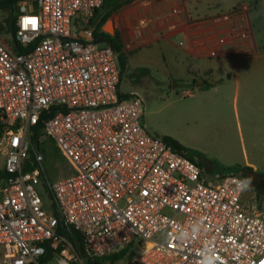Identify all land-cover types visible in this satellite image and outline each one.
I'll return each instance as SVG.
<instances>
[{"label":"built area","instance_id":"obj_1","mask_svg":"<svg viewBox=\"0 0 264 264\" xmlns=\"http://www.w3.org/2000/svg\"><path fill=\"white\" fill-rule=\"evenodd\" d=\"M103 3L16 0L0 9L15 28L0 35L3 264H88L133 242L139 254L128 264H264V204L244 202L246 178L209 180L150 136L142 98L120 95L117 52L81 37ZM48 141L75 167L49 185L51 208L39 190Z\"/></svg>","mask_w":264,"mask_h":264},{"label":"crops","instance_id":"obj_2","mask_svg":"<svg viewBox=\"0 0 264 264\" xmlns=\"http://www.w3.org/2000/svg\"><path fill=\"white\" fill-rule=\"evenodd\" d=\"M215 1L136 0L117 18L112 14L115 34L110 36L130 54L126 70L138 79L161 74L174 80L181 67L196 87L211 81V87H224L237 103L241 98L249 107L255 99L264 110V0H221L225 6ZM204 3L210 14L201 8Z\"/></svg>","mask_w":264,"mask_h":264},{"label":"rangeland","instance_id":"obj_3","mask_svg":"<svg viewBox=\"0 0 264 264\" xmlns=\"http://www.w3.org/2000/svg\"><path fill=\"white\" fill-rule=\"evenodd\" d=\"M218 6H225L221 0H216ZM205 14L209 7L201 4ZM123 6L114 13V17L122 11ZM203 13V12H202ZM104 10L95 22L99 24L102 32H110L107 28ZM8 11H0L1 37L7 35ZM118 20V19H117ZM180 42L176 39V43ZM103 45V44H101ZM179 55L180 51H174ZM183 57V54L181 53ZM174 80L158 77L138 79L137 74L126 70L121 90L123 94L137 93L144 103L143 123L148 134L160 141L174 140L185 146L196 156L202 165L205 176L210 180L217 176L238 175L246 178L250 171L264 175V110L258 106L261 102L253 101L247 107L243 100L237 103L234 96L226 93L224 87L215 89L214 85L209 90H201L192 84L187 75V70L181 67L175 69ZM175 78V77H174ZM212 84L211 81H209ZM178 83V87H175ZM190 90L191 96H183V92ZM45 153L42 168L45 180L39 190L45 199L48 208L51 201L47 185L61 180L75 172L73 163L69 161L54 143L48 141L41 146ZM4 166V158L0 155V171ZM1 200V195H0ZM259 202L254 191L247 187L244 202ZM168 213V212H167ZM135 253L128 255L117 262H104V264H128L134 259ZM3 248L0 247V264H3Z\"/></svg>","mask_w":264,"mask_h":264},{"label":"trees","instance_id":"obj_4","mask_svg":"<svg viewBox=\"0 0 264 264\" xmlns=\"http://www.w3.org/2000/svg\"><path fill=\"white\" fill-rule=\"evenodd\" d=\"M134 1H136V0H104L103 7L101 10H104V12H105V14H104L105 20L110 18L113 13L118 11L124 5H128ZM15 2H16V0H3L0 3V9L4 8L6 10H10ZM99 14H100V11H96L95 17H97ZM6 22H7V32L8 33L14 32V30H15L14 23H13V20H12L10 14H9L8 18L6 19ZM99 28H100L99 24L95 25V29L93 31L94 40L99 41L100 43L108 44V45L112 46L113 49L117 52L118 63H119V68H120V72H121V80H122L123 74L125 73L126 68H127L128 58H129L130 54L123 51L121 45L119 44V40L117 37H111L110 35H107L105 33H99L98 32ZM3 30H4L3 27L0 25V31H3ZM120 83H121V81H120ZM210 88H211V85L207 84L206 82H202L200 84V89L203 91L209 90ZM119 91H120V95H122L124 97H128V95L123 94L121 92L120 86H119ZM54 111H55V109L51 108L47 112H45L44 116H47V115L49 116ZM41 129H42V124L40 123L33 130V134L31 137V141H32V145H33V149L31 150L32 155L35 153V150L37 148H39V143H38L37 139L40 136ZM165 142L168 143L170 146H172L177 152H179L183 156L187 157L191 161L200 165V163L197 161L196 156H194L189 151V149H187L185 146H183L179 142L174 141V140H169V141H165ZM200 166L202 167V165H200ZM4 177H5V173L3 170H1L0 171V181ZM246 180H247V187L251 188L254 191L257 200L259 202H264V175H258L257 173L250 171L249 175L246 177ZM46 185H47V191L49 194L48 195L49 199L52 200L53 198H52V193L49 190V185L47 183H46ZM59 233L64 235V236L69 237L70 240H72L80 250H83L81 237H80L79 233L77 231H75L71 226L62 224L59 228ZM128 253H135L134 255L136 257L139 254L138 244L134 243V242L130 243L127 247H125L121 251L113 253V254L105 257V258L95 259L94 261H89L88 264H104V262H107V261L114 263V262H117V261L124 259L128 255Z\"/></svg>","mask_w":264,"mask_h":264},{"label":"water","instance_id":"obj_5","mask_svg":"<svg viewBox=\"0 0 264 264\" xmlns=\"http://www.w3.org/2000/svg\"><path fill=\"white\" fill-rule=\"evenodd\" d=\"M107 25L109 26V28H108L109 31L114 32V27H113V24H112L111 20L107 21ZM106 33L108 35L112 36V34L110 32L106 31ZM81 37L84 38V39L92 40L93 39V34H92V32H86L85 34H81Z\"/></svg>","mask_w":264,"mask_h":264}]
</instances>
